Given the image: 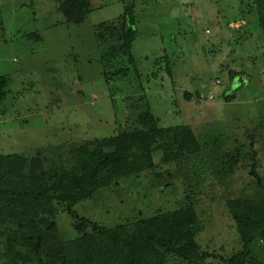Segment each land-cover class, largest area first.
Here are the masks:
<instances>
[{"label":"rangeland","instance_id":"rangeland-1","mask_svg":"<svg viewBox=\"0 0 264 264\" xmlns=\"http://www.w3.org/2000/svg\"><path fill=\"white\" fill-rule=\"evenodd\" d=\"M90 1L92 12L75 24L56 0H0V76H8L0 152L29 158L43 150L59 160L64 149L133 126L149 106L162 127L190 125L203 152L170 164L157 152L155 172L123 178L74 209L115 227L192 201L201 252L230 258L242 243L228 202L263 196L250 174L255 153L264 178V35L253 0ZM131 2L136 67L106 81V46L96 29L119 26ZM112 59L128 64L121 51ZM237 154L233 168L228 155ZM56 221L62 240L80 236L67 211ZM4 251L0 238V264H8ZM205 264L223 263L208 257Z\"/></svg>","mask_w":264,"mask_h":264},{"label":"trees","instance_id":"trees-1","mask_svg":"<svg viewBox=\"0 0 264 264\" xmlns=\"http://www.w3.org/2000/svg\"><path fill=\"white\" fill-rule=\"evenodd\" d=\"M56 1L70 23H82L93 10L90 0ZM134 7V2L126 5L119 26L101 24L96 29L106 46V81L126 78L130 65L136 67ZM250 11L264 35V0H253ZM28 38L40 39L37 34ZM119 51L128 64L112 59ZM170 66L168 72L173 76ZM7 95L8 76H0V100ZM191 95L186 92L188 98ZM5 112L0 105V117ZM159 122L146 106L135 116L133 126L64 149L59 160L45 156L43 150L29 158L0 152V238L8 264H205L208 257H217L223 264H264V178L256 171L255 153L250 174L263 196L228 202L242 243V250L230 258L201 252L197 237L202 220L192 201L115 227L100 226L74 209L123 178L155 172L157 152L161 164L180 163L203 152L190 125L162 127ZM228 156L230 166L236 167L239 154ZM61 210L73 217L80 232L76 239L62 240L56 221Z\"/></svg>","mask_w":264,"mask_h":264}]
</instances>
